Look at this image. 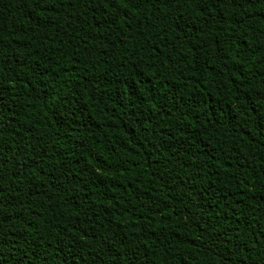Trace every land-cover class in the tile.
Segmentation results:
<instances>
[{
  "label": "trees",
  "instance_id": "16d2710c",
  "mask_svg": "<svg viewBox=\"0 0 264 264\" xmlns=\"http://www.w3.org/2000/svg\"><path fill=\"white\" fill-rule=\"evenodd\" d=\"M0 264H264V0H0Z\"/></svg>",
  "mask_w": 264,
  "mask_h": 264
},
{
  "label": "snow or ice",
  "instance_id": "6c2138e0",
  "mask_svg": "<svg viewBox=\"0 0 264 264\" xmlns=\"http://www.w3.org/2000/svg\"><path fill=\"white\" fill-rule=\"evenodd\" d=\"M111 2L113 3V5L119 3L124 8H127L130 3H133V0H111Z\"/></svg>",
  "mask_w": 264,
  "mask_h": 264
}]
</instances>
